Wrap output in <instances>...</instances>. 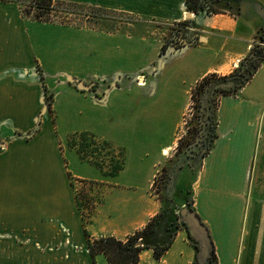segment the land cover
Returning a JSON list of instances; mask_svg holds the SVG:
<instances>
[{
    "label": "crops",
    "instance_id": "1",
    "mask_svg": "<svg viewBox=\"0 0 264 264\" xmlns=\"http://www.w3.org/2000/svg\"><path fill=\"white\" fill-rule=\"evenodd\" d=\"M57 1L123 13L161 26L185 22L182 45L162 51L161 37L149 46L138 36L33 21L22 16L17 1L0 0V141L5 143L0 148V234L42 240L67 237L86 249L91 264H108L105 255L91 256L87 251L85 233L90 239L112 236L125 241L154 220L153 231L135 245L140 247L137 264H207L210 240L216 264H264V61L246 83L232 88L229 95L217 96L212 146L197 167H193L195 160L186 157V193L162 228L166 199L163 192L152 193V180L168 162L177 135L171 145L161 148L164 165L154 161L150 173L139 168L127 175L124 162L115 175L97 167L100 176L86 180L104 191L91 220L83 226L65 165V154L75 153L79 159L80 155L64 146L57 117L56 122L49 112L38 117L45 86L52 92L61 87L72 93L63 81L66 76L81 79L100 72L105 77L109 71L126 70L112 68L117 57L137 63L138 68L151 66L145 86H134L137 93L156 77L167 55L177 56L178 63L190 55V64L204 63L186 93V111L198 80L210 74L230 76L252 47L264 41V0H219L221 13L197 15L186 11V0ZM50 80L60 83L52 87ZM163 87L160 83L159 92ZM177 101L176 94L171 104L177 106ZM82 102L79 105L92 109L90 97L84 96ZM37 120L38 131L32 137L16 135L29 132ZM183 207L199 216L207 235L202 231L199 239L192 235L187 225L190 216L180 217ZM164 245L166 250L156 258L155 248Z\"/></svg>",
    "mask_w": 264,
    "mask_h": 264
},
{
    "label": "rangeland",
    "instance_id": "2",
    "mask_svg": "<svg viewBox=\"0 0 264 264\" xmlns=\"http://www.w3.org/2000/svg\"><path fill=\"white\" fill-rule=\"evenodd\" d=\"M15 1L20 6L22 16L33 21L86 28L102 34L124 33L129 37L138 36L144 38L149 46L155 41L158 42V37H161L160 41L164 42L162 51L166 47L172 49L182 45L181 31L185 27V22L161 26L135 16L63 1L54 0L50 6L43 5L42 8H36L32 0ZM38 12L44 14L42 21L36 19ZM255 48L256 45L252 47ZM148 49L150 51L151 47H147ZM253 54L261 57L264 52ZM192 58L191 55L186 56L180 63L177 56L167 55L162 58L164 65L156 77L148 81L146 89H140L139 93L134 86H145V80L152 68L151 66L138 68L137 63L122 60L121 57L116 58L112 68L128 67L126 70L114 67L116 70L105 73V77H100V72L81 79L68 80L66 76L63 81L72 88V93H67L61 87L54 92H52L54 89L50 90L46 86L43 89V102L46 104L44 112H49L54 122L57 117L59 135L66 139L64 146L70 147V140L75 141L83 132L92 134V143L87 137L88 140L84 144L90 145L87 152H92V162L100 164V170L109 172L113 166L124 162L127 175L133 174L139 168L140 170L145 168V172L150 173L153 171L151 164L154 161L164 165L165 159L161 148L171 145L177 135L176 146L170 151L168 162L158 170L152 180V193L159 195L163 192L166 199L160 228L172 217L174 204H177L186 193L185 186L189 181L186 171L183 172L186 157L195 160L193 167H197L198 161L211 144L209 141L211 131L207 124L205 125L204 114L210 111L214 123L215 103L217 96L222 95L219 92L214 99H208L204 94L207 91H202L194 96L193 101L190 99V92L188 107L186 111L183 110L188 100L186 93L187 91L189 93L193 85V78L205 65L196 62L190 64ZM123 75L126 76V80L123 79ZM215 76L209 79L207 89L210 92L224 82L221 76L216 74ZM41 81L44 85V81ZM128 82L129 86L126 84ZM49 83L56 87L60 80H50ZM160 83L164 86L161 92L158 90ZM176 94L178 101L174 104L178 105L173 106ZM84 96L92 99V109L83 104L79 105ZM108 96L110 101L106 105ZM198 104H202L203 109L197 108ZM56 106L60 108L57 109L58 112L52 109ZM76 140L79 142L78 138ZM80 159L75 153L65 154L72 192L79 201L81 220L85 226L91 220L95 206L101 201L104 188L98 183L86 180L94 175L100 176L99 171L97 167L92 166L93 163ZM177 182L181 186L176 185ZM184 182L186 184H183ZM165 186H168L166 190ZM177 209H180L179 205L176 206ZM85 238L87 246L90 239L88 233H85ZM85 250L67 237L59 240H42L23 236L13 238L8 234H0V264H91ZM208 256L209 261L211 257ZM215 257L214 255V260Z\"/></svg>",
    "mask_w": 264,
    "mask_h": 264
},
{
    "label": "trees",
    "instance_id": "3",
    "mask_svg": "<svg viewBox=\"0 0 264 264\" xmlns=\"http://www.w3.org/2000/svg\"><path fill=\"white\" fill-rule=\"evenodd\" d=\"M34 1V5H36V8H42L43 5L45 6H50L54 0H32ZM219 0H186L185 1V7L186 11L193 13L195 15L199 13H206V14H216V13H221L222 10L217 7V3ZM58 2V1H57ZM44 14H40L39 12L36 13V19L42 21V16ZM258 52L262 53L264 52V47H261L259 45H256L255 49H252L249 54L246 56V58L238 65V67L234 70V72L230 76H224L222 77V80L224 82L220 84L217 89H212L211 92L209 89H207L209 79L212 77H216L215 74H210L207 75L195 84V86L191 90V96L190 99L194 101V96L197 95L199 92H204L208 99H214L216 95L221 92L222 95H229L232 92V88L234 89L235 87L241 86L244 83H246L256 70V68L259 66V64L264 61V55L261 57H256L253 53ZM213 83V82H212ZM228 86H232L230 89ZM203 94V93H202ZM220 95V96H222ZM201 100V98H200ZM218 104V101L216 100L215 103V108ZM50 106V105H48ZM202 104H198L197 108H202ZM212 113L210 111H207L206 114H204L207 126L209 127L211 133L209 135V141H210V146L206 149L202 157L206 155V153L209 151L210 147L212 146L213 140L215 138V121L212 123ZM39 125V124H38ZM38 125L31 129L29 132L21 134L17 133V136L23 137V138H30L32 137L37 131H38ZM77 136V135H75ZM87 137H89V141L92 143V134H89L87 132H83L77 137L78 140L75 139V141L70 140L69 146L72 148H75L80 155L81 159L87 160L90 163H93L96 167L99 169L100 164L97 162H92V152H87V148L90 147L88 144H84L85 141H87ZM106 143V142H105ZM89 156V157H88ZM201 157V158H202ZM123 167V162L113 166L112 170L107 172L102 170L103 172L109 174V175H115L117 174L120 169ZM76 204L78 207V210L81 212V208L79 205L78 199H76ZM190 205V203H188ZM193 210V209H192ZM173 216V215H172ZM174 224L176 227H179L180 224L177 223L176 219L174 220ZM153 225H154V220H152L146 227L140 231H136L133 235L129 236L126 241L118 240L112 236L108 237H101L98 239H88L87 246H88V251L90 255H97V254H103L105 255L108 264H137L138 263V257H139V252H140V247L135 246V242L138 241L139 238H141L144 234H148L153 231ZM210 238V237H209ZM167 245L156 247L155 248V256L156 258L161 257V255L164 253L166 250ZM211 257V261H208L207 257V264H216V259L214 260V249L211 243V240L209 242V254ZM196 264V263H195Z\"/></svg>",
    "mask_w": 264,
    "mask_h": 264
},
{
    "label": "water",
    "instance_id": "4",
    "mask_svg": "<svg viewBox=\"0 0 264 264\" xmlns=\"http://www.w3.org/2000/svg\"><path fill=\"white\" fill-rule=\"evenodd\" d=\"M71 79L72 78H68V80H71ZM43 105H44L43 110L40 112L38 117H41V115L46 110V104H44V102H43ZM36 124L38 125V120H37ZM4 146H5V143L0 141V148H3ZM185 216H190V222H188L187 225H188L192 235L196 239L200 238V231H202L205 235H207L206 227L202 224V222L200 221V218L197 214H195L193 211H188L186 208L183 207L180 210V217H185ZM135 245H138V243L136 242Z\"/></svg>",
    "mask_w": 264,
    "mask_h": 264
},
{
    "label": "built area",
    "instance_id": "5",
    "mask_svg": "<svg viewBox=\"0 0 264 264\" xmlns=\"http://www.w3.org/2000/svg\"><path fill=\"white\" fill-rule=\"evenodd\" d=\"M257 45L264 47V41H261L260 43H258Z\"/></svg>",
    "mask_w": 264,
    "mask_h": 264
}]
</instances>
